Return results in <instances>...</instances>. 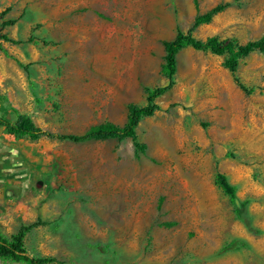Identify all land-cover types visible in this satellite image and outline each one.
Returning a JSON list of instances; mask_svg holds the SVG:
<instances>
[{"label": "rangeland", "instance_id": "rangeland-1", "mask_svg": "<svg viewBox=\"0 0 264 264\" xmlns=\"http://www.w3.org/2000/svg\"><path fill=\"white\" fill-rule=\"evenodd\" d=\"M218 3L195 39L262 37L264 0H0V118L52 135L123 126L166 83L163 42ZM224 58L177 53L173 86L135 128L142 153L129 139L31 141L0 126V233L36 224L24 249L51 264H264V52L237 61L249 93ZM216 173L246 202L240 218Z\"/></svg>", "mask_w": 264, "mask_h": 264}, {"label": "trees", "instance_id": "trees-1", "mask_svg": "<svg viewBox=\"0 0 264 264\" xmlns=\"http://www.w3.org/2000/svg\"><path fill=\"white\" fill-rule=\"evenodd\" d=\"M193 5L196 7V0H193ZM225 7H227V4L218 3L208 11L196 15L187 32L181 33L176 30L174 37L170 41L163 42L164 56L160 72L166 83L162 87L145 89V105L142 107L129 105L127 107L126 121L123 126L118 127L110 123H102L89 127L80 135H52L39 130L26 116L19 115L13 111V118L10 121L0 118V126L4 129L6 134L11 135L16 139L27 138L31 141H35L40 137L71 143H83L92 140L100 141L105 139H129L132 143L134 152L142 153L144 147L136 141L135 128L140 119L150 117L158 110L157 106L154 104V100L162 96L173 86V76L176 65L175 57L183 48L208 52L216 56H225L223 67L229 72L232 81L242 92H250L238 82L235 76L237 61L239 58L245 57L253 51L264 52V34L258 41L247 42L244 45H238L235 40H219L216 37H209L204 41H199L191 34L196 27L209 23L213 16L222 12ZM10 24L11 22L7 21L3 22L1 25L4 27ZM0 39L8 41L4 34H0ZM0 112L3 115L8 113L1 104ZM213 184L227 197L232 206L235 217L240 218L246 202L237 199L234 188L226 182V179L222 174L216 173L214 175ZM35 226L36 224H20L16 233L10 237H6L0 233V261L18 264L54 263L55 260L51 258L33 257L26 253L24 249V239L27 233Z\"/></svg>", "mask_w": 264, "mask_h": 264}, {"label": "water", "instance_id": "water-1", "mask_svg": "<svg viewBox=\"0 0 264 264\" xmlns=\"http://www.w3.org/2000/svg\"><path fill=\"white\" fill-rule=\"evenodd\" d=\"M35 186H36V188H39V186H40L39 182H37V183L35 184Z\"/></svg>", "mask_w": 264, "mask_h": 264}]
</instances>
